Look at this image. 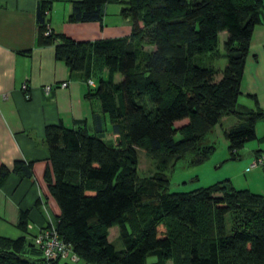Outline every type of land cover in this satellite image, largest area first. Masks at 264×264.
<instances>
[{
  "label": "trees",
  "instance_id": "16d2710c",
  "mask_svg": "<svg viewBox=\"0 0 264 264\" xmlns=\"http://www.w3.org/2000/svg\"><path fill=\"white\" fill-rule=\"evenodd\" d=\"M106 2L122 4L127 34L74 39L43 33L49 0L35 4L36 43L60 37L54 57L85 81L95 80L84 95L109 121L99 130L85 119L43 126L48 165L42 178L58 206L54 226L77 255L73 262L53 257L48 264H264L263 194L234 188L227 179L168 191L163 171L168 160L186 153L190 164L206 158L214 145L204 143V135L223 114L236 118L222 130L231 155L255 137L254 123L264 111L253 95L254 108L236 99L261 0H70L66 19L99 21ZM220 30L224 64L217 68L205 57L218 56ZM146 43L152 48L143 49ZM135 147L155 158L151 174L138 176ZM10 172L30 178L31 160L0 163V185ZM27 212H18L22 230ZM226 212L233 214L228 229ZM112 224L119 248L106 236ZM34 233L0 235V264H45Z\"/></svg>",
  "mask_w": 264,
  "mask_h": 264
},
{
  "label": "crops",
  "instance_id": "0c3cea01",
  "mask_svg": "<svg viewBox=\"0 0 264 264\" xmlns=\"http://www.w3.org/2000/svg\"><path fill=\"white\" fill-rule=\"evenodd\" d=\"M36 1L0 0V163L10 166L15 158L31 160L30 178L10 172L0 185V235L8 237L21 234L29 237L49 220L54 221L58 213V206L42 178V171L48 165L43 126L60 121L70 127L75 119H85L90 128L97 130L109 126L107 115L98 109L95 100L84 95L95 80L93 84L86 83L78 71H71L61 59L54 57L53 43L59 42L60 37L55 35L50 43H36ZM69 6L70 0H49L45 17L52 33L94 39L129 32L130 21L118 14L116 6L109 2L103 5L99 21H69L66 19ZM109 11L113 12L112 18L106 16ZM259 17L260 21L250 32L236 102L254 108L253 95L257 106L264 111V0H261ZM224 37L225 31H218V56L205 57L206 63L217 68L224 64L221 55ZM142 48L151 49L152 45L142 44ZM119 78V73H113V80ZM62 80L66 81L65 85H55ZM23 81L27 96L20 87ZM44 84H50L47 90L43 89ZM223 118L228 121L226 125H222ZM235 120L234 116L223 114L211 130L217 124L222 133ZM208 132L204 141L208 139ZM257 155L255 152L253 158ZM23 209H28L25 230L16 225L18 212ZM109 234L118 237L116 224L107 228L106 236L112 243Z\"/></svg>",
  "mask_w": 264,
  "mask_h": 264
},
{
  "label": "rangeland",
  "instance_id": "374dc122",
  "mask_svg": "<svg viewBox=\"0 0 264 264\" xmlns=\"http://www.w3.org/2000/svg\"><path fill=\"white\" fill-rule=\"evenodd\" d=\"M109 4L116 6V12L125 17L121 13V3L109 2ZM112 13V11H109L106 16L112 18ZM125 18L127 21V16ZM228 116L233 117L231 114H228ZM226 118L222 119V125L228 123ZM179 122L177 121L175 124ZM255 130V137L244 141L243 145L231 155L226 147V140L216 124L207 133V141H204V143L214 145V149L206 158L198 163L190 164L188 160L191 155L186 153L184 156L175 159L172 164H170V160L167 161L163 168L166 174L164 185L167 190H186L227 179L234 188H247L250 191L264 195V121L258 119ZM177 136L178 133H174V137ZM255 152L259 153L257 156L262 159V163L252 165L251 162ZM135 154L138 176L149 175L156 169L157 162L155 158L145 153L142 148L135 147ZM230 214L232 217V213L226 212L224 214L226 229L229 228L231 223ZM158 229L159 231L163 230L161 224L158 225ZM110 234L109 238L114 247H121L122 243L119 238L112 237ZM153 259L154 256L147 257L148 261ZM164 264H170V260L167 259Z\"/></svg>",
  "mask_w": 264,
  "mask_h": 264
},
{
  "label": "built area",
  "instance_id": "2783aa9c",
  "mask_svg": "<svg viewBox=\"0 0 264 264\" xmlns=\"http://www.w3.org/2000/svg\"><path fill=\"white\" fill-rule=\"evenodd\" d=\"M49 31V26L47 22H45L43 33H47ZM65 83L66 81L62 80L60 82H56L55 85L63 86L65 85ZM86 83L93 84V79L87 78ZM49 86L50 84H44L43 89L47 90ZM20 87L24 90V95L27 96V93L25 91V81L21 82ZM260 162L262 163V159L259 156H255L252 159L251 164L254 165ZM32 242L40 250L41 256L46 262L45 264H48V260L53 257L71 262L77 260V255L70 249L69 244L62 241L58 237L54 222L52 220H49L37 229V231L32 236Z\"/></svg>",
  "mask_w": 264,
  "mask_h": 264
}]
</instances>
